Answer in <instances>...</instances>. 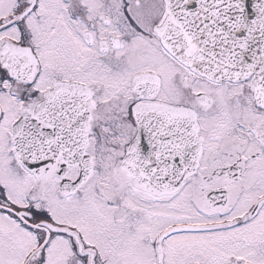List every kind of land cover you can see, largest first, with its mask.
I'll return each instance as SVG.
<instances>
[{
	"label": "snow or ice",
	"instance_id": "1",
	"mask_svg": "<svg viewBox=\"0 0 264 264\" xmlns=\"http://www.w3.org/2000/svg\"><path fill=\"white\" fill-rule=\"evenodd\" d=\"M0 264H264V0H0Z\"/></svg>",
	"mask_w": 264,
	"mask_h": 264
}]
</instances>
